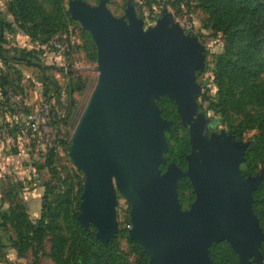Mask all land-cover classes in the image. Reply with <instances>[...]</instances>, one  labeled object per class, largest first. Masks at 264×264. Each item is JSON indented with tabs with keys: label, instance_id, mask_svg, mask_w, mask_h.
I'll list each match as a JSON object with an SVG mask.
<instances>
[{
	"label": "water",
	"instance_id": "95a60500",
	"mask_svg": "<svg viewBox=\"0 0 264 264\" xmlns=\"http://www.w3.org/2000/svg\"><path fill=\"white\" fill-rule=\"evenodd\" d=\"M108 0L91 5L71 0L70 12L87 29L98 50V82L73 133L68 156L86 175L82 226L92 223L106 246L118 230V195L131 204L129 236L148 254L149 264H214L211 246L227 240L241 264H262L264 230L255 213L254 192L264 180L245 175L241 164L248 143L231 133L207 135L208 120L198 112L200 85L195 71L203 66L200 46L167 14L144 30L128 1L117 17ZM176 100L190 125L192 151L184 172L161 164L173 121L163 117L157 100ZM187 176L195 191L188 210L178 187Z\"/></svg>",
	"mask_w": 264,
	"mask_h": 264
},
{
	"label": "rangeland",
	"instance_id": "374dc122",
	"mask_svg": "<svg viewBox=\"0 0 264 264\" xmlns=\"http://www.w3.org/2000/svg\"><path fill=\"white\" fill-rule=\"evenodd\" d=\"M70 1L62 0L63 7L58 8L53 0H34L30 10L33 11V14L29 17L28 25L33 26V22L40 20L41 15L50 18L57 32L46 37L45 45L54 49L57 55L65 56L69 54V67H72L76 76L83 79L86 88L83 92H76L73 95L75 103L67 122L60 119L58 108L55 103L53 105L51 111L52 123L58 128L57 135L59 138V143L55 147L56 152L51 153V150H53L51 148L54 147L47 145L42 138H38L41 147L33 146L40 152L45 153V164H48V173L45 174V182L48 184L47 197H45V200H43L44 195L42 197L39 214L33 212L31 215L27 212V209L25 210L27 213L25 220L27 224L29 223L28 228L21 226L20 222H18L20 228L16 226L14 221L10 224L8 222L0 223V264H67L70 261L72 262V244L74 241H80L78 236H80L82 245L87 249L88 254H92L95 249V241L91 238L92 234L102 242L96 234L97 228L94 224L90 223L87 226L80 224L81 227L85 228L83 231H78L76 226V219L80 223L79 216L82 212V193L85 187L86 175L68 156V149L71 145L73 133L98 82L99 72L97 70V45L91 33L78 20L73 18L69 9ZM84 1L91 5L99 4V0ZM128 1L108 0L107 6L115 16L123 17L126 15ZM131 3L138 18L143 20L145 31L151 27H156L158 22L167 14L172 21L169 24L170 28L178 25L189 39L195 38L197 40L203 66L195 71V81L201 88L196 97V102L198 112L208 120L206 133L211 136L213 133L220 134L224 131L233 134L236 140L248 143V147L253 143L254 147L257 148V157L248 166L241 164V170L245 175H260L264 171V138L262 137V131L257 126L245 123L244 120L247 115L253 117L263 115L264 102L260 103L255 97L243 94V87L238 86L234 77L237 72L232 69V63L242 61L244 58L243 50L247 40L243 31L237 28L239 30L238 34L234 30H216L209 10V0H131ZM231 5H235V2H232ZM68 11L70 15L67 13ZM233 16L234 10L232 9L230 18H233ZM233 32L236 33L233 35ZM222 62H225V66ZM4 64L8 66L11 63ZM10 66L4 70L7 75L11 74V80L14 81V86L8 90L11 104L9 105V111L13 119V121H8V124L9 122L16 124V129H19L18 124L21 118H25V121L30 120L34 115H38L43 102L46 100L53 101L49 98L52 91L51 89L47 91L49 86L41 81L42 72L37 67L26 64ZM254 66V70L247 74L249 92L257 90L264 95V46ZM55 74L62 83L65 81L61 73L56 72ZM224 87L232 95L235 91L237 98L244 104L237 105L227 114L220 112L217 107L219 92ZM174 101L176 102V100ZM157 105L163 115V109L158 100ZM179 116L184 130L178 127L175 130V121L163 115L164 118L173 121L172 132H166L169 145L167 153L171 147L176 146L178 136L186 132L189 136L191 149L188 154H190L193 149L190 134L191 127L185 125L180 114ZM236 126H238L237 133L231 132ZM28 132L29 135L33 134L30 129ZM171 135L174 136L172 140L169 139ZM171 163L177 164L172 158L167 160L165 156V162L163 163L165 168L161 167L162 171H165ZM179 167L185 172L188 168V161L186 168ZM182 178L188 177L183 176ZM181 179L178 187L179 199L182 208L188 210L195 200V191L189 178L192 187L187 185L180 188ZM262 201L264 202V194ZM131 209L130 202L118 195L116 207L118 230L110 241H114L117 249V259L121 263L144 264L141 253L135 244L131 242L132 239L129 236L132 229ZM258 210L261 213V217L258 216L260 224L262 221L264 225V203L261 207H258ZM40 225L41 229L39 228ZM218 254L221 258L219 264H237V262L241 264L239 255L236 252L237 257L230 255L225 246H221ZM213 263L215 264L214 260ZM251 264L260 263L251 258ZM262 264H264V260Z\"/></svg>",
	"mask_w": 264,
	"mask_h": 264
},
{
	"label": "trees",
	"instance_id": "16d2710c",
	"mask_svg": "<svg viewBox=\"0 0 264 264\" xmlns=\"http://www.w3.org/2000/svg\"><path fill=\"white\" fill-rule=\"evenodd\" d=\"M53 1L58 8L63 7L62 0ZM232 2H235V5H231ZM33 3L34 0H0V58H2V60H0V66L4 63H13L26 64L40 69L42 72L41 81L49 86L47 91H49V89L52 91L49 98L53 99L57 106L60 119L67 122L75 103L73 95L76 92H83L86 88V84L82 78L76 76L72 67H69V54L65 56L57 55L54 49L45 45L46 37L57 32L50 18L46 15H41L40 20L33 22V26L30 27L28 25L29 17L33 14V11H30ZM232 9L234 10V16L230 18ZM209 10L213 17L216 30H234L238 34L239 30H237V28L243 31L247 44L243 50L244 58L242 61L232 63V69L237 72L234 77L238 86L243 87V94L251 95V97H255L256 100L263 103V93L257 90L249 92L247 74H250L252 70H254L255 66L253 67V65L256 63L258 55L261 54L264 46V0H209ZM67 13L70 15L69 11ZM236 32H233V35ZM223 63L225 66V62H222V64ZM56 72L63 75V80H65L63 83L55 74ZM13 86L14 81L10 80L7 73L0 67V98L2 101L9 100L8 90ZM158 103L163 109V115L175 121V130L177 127L184 130L180 121L176 102L169 96H164L158 100ZM239 104L244 105L243 102L237 98L235 91L232 95L224 87L219 92L217 107L223 114H227L232 108ZM2 105L5 107V104L2 103ZM165 105L168 106L165 107ZM244 122L260 128L262 137L264 138V114L259 117L247 115ZM237 128L238 126L234 127L231 132L237 133ZM7 131L9 134H12L9 125H7ZM178 137L179 138L176 137V148L171 147L170 151L165 156L167 160L172 158L179 166L186 168L187 155L191 149L189 136L184 132ZM169 139H174V136L171 135ZM51 149H53L51 153L56 152L55 147ZM257 153V148H255L252 143L247 149L245 160L242 164L248 166L252 160L256 159ZM44 165L48 168L47 163ZM161 167H164L163 164H161ZM187 185L192 187L188 178H182L180 188ZM44 187L45 192L43 200L47 197L46 191L48 184H46V182L44 183ZM263 192L264 181L253 194L254 210L260 217L261 213L258 207H261L264 203L262 201ZM25 210L26 208L24 206L17 205L10 213H1L0 223L8 222V224H10V222L14 221L18 228L21 226L28 228L29 223L27 224L25 220L27 215ZM18 222H20L21 226ZM76 226L78 231L85 230V228L81 227L80 223H78L77 219ZM261 226L264 229L262 221ZM39 228L41 229V225ZM78 238L80 241H74L72 244V262L70 261L67 264H124L117 259V249L113 240L109 241L108 245L105 246L94 234H92L91 238L95 241V249L92 254H88L87 249L82 245L80 236H78ZM131 242L135 244L141 253L144 264H149L150 258L142 249L141 245L135 240H131ZM221 246H225L230 255L237 257L227 241L214 243L210 249V255L215 264H219L218 262L221 261L218 254ZM262 252L264 255V242Z\"/></svg>",
	"mask_w": 264,
	"mask_h": 264
},
{
	"label": "crops",
	"instance_id": "0c3cea01",
	"mask_svg": "<svg viewBox=\"0 0 264 264\" xmlns=\"http://www.w3.org/2000/svg\"><path fill=\"white\" fill-rule=\"evenodd\" d=\"M10 65L17 64H1L0 67L5 70ZM8 76L11 80V74ZM9 105L10 99L2 101L0 98V134L8 133L0 136V214L10 213L17 205L24 206L31 215L33 212L39 214L45 191V174L48 173L44 165L45 153L37 150L42 145L38 137L29 135L25 118H21L19 129H16V124H8V121H13ZM15 122L18 123L17 120ZM7 125L12 134L7 131Z\"/></svg>",
	"mask_w": 264,
	"mask_h": 264
},
{
	"label": "built area",
	"instance_id": "2783aa9c",
	"mask_svg": "<svg viewBox=\"0 0 264 264\" xmlns=\"http://www.w3.org/2000/svg\"><path fill=\"white\" fill-rule=\"evenodd\" d=\"M53 105L54 101L46 100L43 102L38 115H34L33 118L26 121V125L34 136L42 138L47 145L56 147L59 138L57 135L58 128L52 123L51 111ZM7 135V132L0 134V136Z\"/></svg>",
	"mask_w": 264,
	"mask_h": 264
}]
</instances>
